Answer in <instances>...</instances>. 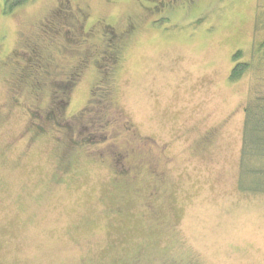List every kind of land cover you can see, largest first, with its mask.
<instances>
[{
    "label": "rangeland",
    "instance_id": "374dc122",
    "mask_svg": "<svg viewBox=\"0 0 264 264\" xmlns=\"http://www.w3.org/2000/svg\"><path fill=\"white\" fill-rule=\"evenodd\" d=\"M263 39L264 0H0V264H264Z\"/></svg>",
    "mask_w": 264,
    "mask_h": 264
},
{
    "label": "trees",
    "instance_id": "16d2710c",
    "mask_svg": "<svg viewBox=\"0 0 264 264\" xmlns=\"http://www.w3.org/2000/svg\"><path fill=\"white\" fill-rule=\"evenodd\" d=\"M29 0H3V13L11 14L15 9ZM263 48L264 39L258 44ZM243 51L237 50L234 55L235 65L229 79L236 81L253 64L242 59ZM245 118L243 125L242 147L239 160L238 187L242 192L264 194V89L251 87L244 108ZM120 158V157H119Z\"/></svg>",
    "mask_w": 264,
    "mask_h": 264
}]
</instances>
